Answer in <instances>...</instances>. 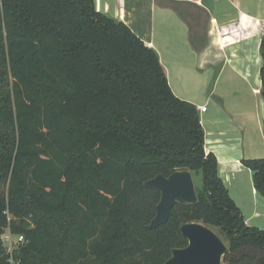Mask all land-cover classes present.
Masks as SVG:
<instances>
[{
	"label": "trees",
	"instance_id": "1",
	"mask_svg": "<svg viewBox=\"0 0 264 264\" xmlns=\"http://www.w3.org/2000/svg\"><path fill=\"white\" fill-rule=\"evenodd\" d=\"M94 4L0 0V237L24 239L0 246V264H165L188 245L186 223L223 233L224 264H264V230L207 154L197 106L174 93L153 48ZM260 52L264 103V38ZM243 165L264 197V159ZM181 170L201 176L197 201L149 229L161 194L144 183Z\"/></svg>",
	"mask_w": 264,
	"mask_h": 264
},
{
	"label": "crops",
	"instance_id": "2",
	"mask_svg": "<svg viewBox=\"0 0 264 264\" xmlns=\"http://www.w3.org/2000/svg\"><path fill=\"white\" fill-rule=\"evenodd\" d=\"M261 3L264 4V0H247V2L245 0H136L132 9L125 8L124 18L120 21L127 24L147 46L158 53L170 86L178 97H183L195 104L193 100L187 98L189 95L187 96L186 93L183 92L182 96L178 94V87L187 79V73L184 74L185 76L182 74L183 67L187 63L185 64L182 58H179L180 53L187 52L186 55L191 56L196 63L195 66L201 72L207 71L211 75L212 71L213 73L218 71L208 95V100H216L219 107H221L220 105L225 106V104L220 97H217L216 94L219 92L217 88L222 80L223 72L228 66L233 67V71L238 75L237 77L243 80L241 83L251 84L250 75L247 72V70L249 71L248 67H250V64L247 63L248 42H252L254 47L257 44L258 47L264 38V7L262 10H258ZM141 5L145 7L141 8ZM158 11L165 15L157 14ZM146 12L149 13L150 27L148 29H145L142 25L146 19L144 15ZM169 20L171 25H180L178 27L179 31L184 32L185 37L187 35V45L183 51L175 47L174 38L167 37L163 41L157 40L156 24H168ZM176 42H179L177 38ZM169 60L175 63L170 64L171 68L172 66L177 68L175 77H173V72H170ZM193 61L192 63H194ZM233 61L240 67L232 66ZM191 65L193 64L190 63L189 66ZM243 65L244 67H241ZM195 66L190 67L189 79L196 81L197 75L193 72ZM241 68H245L246 72L242 73ZM259 85V87L253 88V91L261 95V77H259ZM195 105L197 108L204 106L202 104ZM208 112L209 109L206 113H200L201 117ZM202 126L205 128L203 120ZM238 130L242 132L243 138L240 137ZM251 130L220 127L219 129L205 131V149L207 154L214 153L217 157L219 175L239 208L240 204L236 198L241 199L243 193L248 194L250 192L251 203L254 207L246 210L242 209L243 211L240 208V210L246 217L245 220L249 226L253 222L256 227L263 229L264 197L254 187L252 171L243 165L244 160L253 159L248 157H251L255 153L254 149H256V146L254 147L256 142H254ZM238 132L239 134H237ZM210 133L215 134L212 140L216 144L212 146L206 141L210 137ZM227 134L234 135L231 140L234 142L236 138L240 137L239 141L243 149L241 156L236 154L237 156L228 158L223 154L225 152L220 151L218 145H221V141ZM218 148L221 153L217 150ZM261 148L264 153V147L260 144L257 148L258 151H261Z\"/></svg>",
	"mask_w": 264,
	"mask_h": 264
},
{
	"label": "rangeland",
	"instance_id": "3",
	"mask_svg": "<svg viewBox=\"0 0 264 264\" xmlns=\"http://www.w3.org/2000/svg\"><path fill=\"white\" fill-rule=\"evenodd\" d=\"M136 0H94L95 9L98 12H101L107 16H111L117 20H122L124 18V11L125 8L128 7V9H132L134 7ZM247 2V0H245ZM145 7L144 5L140 6ZM147 7V6H146ZM264 4L261 3L260 6H258L259 9H263ZM147 13V12H146ZM144 14L146 16L145 21L142 23L145 29H148L150 27L149 22V13ZM161 12L158 11L157 14H160ZM162 15H165L164 13H161ZM166 17V16H165ZM167 18V17H166ZM169 24V25H168ZM168 24H156V33H158L157 40L163 41L165 38H174L175 39V47L181 51H183L186 48L187 45V35L184 36L185 33L179 31L178 24L171 25L170 20ZM160 37V38H159ZM176 38L179 42H176ZM156 43V42H155ZM261 43L258 45H252V42H248V55H247V63L250 64L249 71L247 72L250 75V83H241L243 80L238 78L237 74L233 71V67L228 66L225 71L223 72L222 80L220 81V84L218 85V91L217 97L221 98V101L225 104V106L220 105L219 107L218 102L216 100H208V95L210 94V90L213 87L215 75L218 71L215 73L209 75L207 71H200L195 66V62L191 58L190 55H186L187 52L180 53L179 58H182L183 62L187 65L183 67L182 74L184 75L187 73V79H185L184 83H181V86L178 87V94L181 96L183 95V92L189 95L191 100L195 102V104L198 105H204L209 109V112L207 114H203V117H201V120H203L204 123V129L205 131H208L210 129H219L220 127H223L224 129H252L251 134L254 139V147L256 146V149H254L255 153L248 158L253 159H264V153L263 149L261 148V151H258L259 145L261 144L264 147V106L262 97L259 94H256L253 91V88L259 87V77L261 68L263 66V60L261 57ZM156 49L158 50V45L156 44ZM192 61L194 63H192ZM166 62V61H165ZM169 66L170 64H175L174 62H171V60L168 61ZM180 62V61H179ZM193 64L191 66H195L193 72H195V75L197 80L189 79L190 78V67L189 64ZM232 66L239 68L240 66L233 61L231 63ZM241 67H244L241 66ZM171 68V66H170ZM241 72H246L245 68H241ZM177 71V68L172 66L170 72H173V77H175V72ZM189 71V72H188ZM205 74V75H204ZM204 75V76H203ZM185 76V75H184ZM203 76V77H202ZM184 99L183 97H181ZM188 101V100H187ZM239 131V130H238ZM240 132V131H239ZM239 132L237 134H239ZM215 136L214 133H210V137L206 140L209 142V145L212 146L213 144H216L212 139ZM234 135L227 134L223 140L221 141V145L219 144V148L221 152L228 158L235 157L237 155L241 156L243 154V149L241 148V142L240 137L243 138L242 132H240V137L232 140V137ZM226 141V142H225ZM232 143V144H231ZM215 146V145H214ZM219 148L217 149L219 151ZM219 151V152H220ZM253 151V150H252ZM220 152V153H221ZM237 154V155H236ZM194 182L196 189L199 188L202 185V178L199 174H194ZM251 194L250 192L243 193L241 199L236 200L240 204L241 210H246L247 208L254 207L252 205V200L250 199ZM235 200V199H234ZM242 210V211H243ZM246 218V217H245ZM12 220V218H11ZM15 221V220H13ZM15 222H19L18 220ZM252 227H256V225L252 222ZM258 228V227H257ZM261 229V228H260ZM264 230V228L262 229ZM214 231L220 236L224 242H226V239L223 235V233L219 229H214ZM11 231H7L3 236L0 237V246L6 247L7 251H12L16 248L15 242L17 241V236H13L12 239V245L9 243H6L5 236L9 235ZM227 244V242H226ZM5 245V246H4ZM228 245V244H227ZM250 254L259 256V253L257 251H251ZM224 261V260H223ZM224 264V262H223ZM228 264V263H225ZM244 264H255V261L253 262H245Z\"/></svg>",
	"mask_w": 264,
	"mask_h": 264
},
{
	"label": "water",
	"instance_id": "4",
	"mask_svg": "<svg viewBox=\"0 0 264 264\" xmlns=\"http://www.w3.org/2000/svg\"><path fill=\"white\" fill-rule=\"evenodd\" d=\"M144 187L161 194L149 229L166 224L176 204L192 205L197 201L193 175L188 170L176 171L169 177L157 175L146 181ZM180 231L188 240V245L173 249L171 258L165 264H223L228 247L213 229L201 223H186Z\"/></svg>",
	"mask_w": 264,
	"mask_h": 264
},
{
	"label": "built area",
	"instance_id": "5",
	"mask_svg": "<svg viewBox=\"0 0 264 264\" xmlns=\"http://www.w3.org/2000/svg\"><path fill=\"white\" fill-rule=\"evenodd\" d=\"M198 110H199V112L202 114V113H206V111H207L208 109H207L206 106H199V107H198ZM12 239H13V236H12L11 233H10L9 235H6V236H5V241H6L7 243H9L10 245L13 244V243H12ZM23 241H24L23 237H17V241L15 242V244H16V245L21 244V243H23ZM11 251H12V249H11Z\"/></svg>",
	"mask_w": 264,
	"mask_h": 264
}]
</instances>
